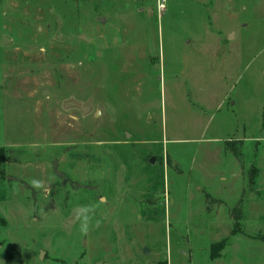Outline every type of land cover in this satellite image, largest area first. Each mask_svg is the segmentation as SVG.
Here are the masks:
<instances>
[{"label": "rangeland", "instance_id": "1", "mask_svg": "<svg viewBox=\"0 0 264 264\" xmlns=\"http://www.w3.org/2000/svg\"><path fill=\"white\" fill-rule=\"evenodd\" d=\"M0 152V264H264V0H0Z\"/></svg>", "mask_w": 264, "mask_h": 264}, {"label": "trees", "instance_id": "2", "mask_svg": "<svg viewBox=\"0 0 264 264\" xmlns=\"http://www.w3.org/2000/svg\"><path fill=\"white\" fill-rule=\"evenodd\" d=\"M238 144H240L241 146L244 144L242 142V140H239L237 141ZM241 146H240V149H241ZM231 150H233V153L236 155V158L239 159L240 162H244L243 159H242V152L241 150H235L236 147H235V143L232 144V148H230ZM1 153V152H0ZM3 157V155H2ZM244 196H245V191L244 193H242V196L238 199L237 203L235 204V207L233 208V210L231 211V217L232 219L234 220V228L230 231V235L231 236H234L236 235L237 233H242L244 234V228H243V219H244V209H243V199H244ZM207 199H211L212 201L214 200L211 195L209 193H207ZM255 238H258V239H263V238H260L258 235L255 236ZM223 242V241H221ZM220 242V243H221ZM220 243H213V247L216 246V245H220Z\"/></svg>", "mask_w": 264, "mask_h": 264}, {"label": "clouds", "instance_id": "3", "mask_svg": "<svg viewBox=\"0 0 264 264\" xmlns=\"http://www.w3.org/2000/svg\"><path fill=\"white\" fill-rule=\"evenodd\" d=\"M95 206L89 205L78 212L77 216L80 220L79 231L86 235L90 229L91 213L94 211Z\"/></svg>", "mask_w": 264, "mask_h": 264}, {"label": "water", "instance_id": "4", "mask_svg": "<svg viewBox=\"0 0 264 264\" xmlns=\"http://www.w3.org/2000/svg\"><path fill=\"white\" fill-rule=\"evenodd\" d=\"M102 21L104 22V20H102ZM150 161H151V163H152V164H154V163H155V161H154V159H153V158H152V159H150ZM143 252L147 254V253H149L150 251H149V249H148L147 247H145V248L143 249ZM42 255H43V254H41V256H42Z\"/></svg>", "mask_w": 264, "mask_h": 264}, {"label": "crops", "instance_id": "5", "mask_svg": "<svg viewBox=\"0 0 264 264\" xmlns=\"http://www.w3.org/2000/svg\"><path fill=\"white\" fill-rule=\"evenodd\" d=\"M241 196H242V194L240 195V197H241ZM240 197H239V198H240Z\"/></svg>", "mask_w": 264, "mask_h": 264}]
</instances>
